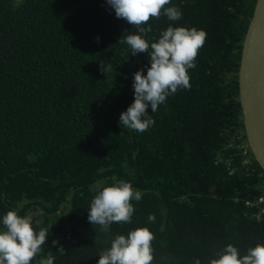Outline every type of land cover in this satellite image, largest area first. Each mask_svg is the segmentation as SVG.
<instances>
[{
	"label": "trees",
	"instance_id": "1",
	"mask_svg": "<svg viewBox=\"0 0 264 264\" xmlns=\"http://www.w3.org/2000/svg\"><path fill=\"white\" fill-rule=\"evenodd\" d=\"M254 2L171 0L181 19L162 12L144 25L150 43L169 26L207 38L188 70L191 88L155 113L149 107L155 125L137 133L119 123L134 102V73L150 67L148 53L133 56L118 43L135 27L107 0H0V231L9 210L49 230L32 264L49 255L54 264H97L116 235L142 227L155 235L152 264H209L228 244L241 256L264 244V215L246 205L264 174L238 146L236 73ZM100 64L112 70L105 75ZM119 180L142 198L132 201L130 223L105 233L88 221L89 207Z\"/></svg>",
	"mask_w": 264,
	"mask_h": 264
},
{
	"label": "clouds",
	"instance_id": "2",
	"mask_svg": "<svg viewBox=\"0 0 264 264\" xmlns=\"http://www.w3.org/2000/svg\"><path fill=\"white\" fill-rule=\"evenodd\" d=\"M23 0H17V6ZM118 19H124L137 29L138 34H124L119 44L130 48L133 56L139 53L150 55V67L134 73V102L127 111L122 112L119 123L122 127L137 133H144L155 125L149 115L165 104L167 97L178 90L190 89L188 70L196 67V59L204 46L207 34L203 30L169 26L160 33L156 42H149L144 37L152 31L148 25L150 19L166 15L170 20L181 19L182 13L176 6H168L171 0H107ZM99 42V37L96 38ZM111 64H100V71L106 75L111 71ZM141 191L132 184L119 180L110 186H103L91 201L88 221L99 225L105 233L112 223H130L135 211L132 201H140ZM148 221L155 222V216L149 215ZM4 230L0 231V264H32L42 253L49 235L48 229L37 231L32 221L20 216L15 210H9L2 218ZM155 235L147 227L137 228L125 235H116L111 245L99 255L97 264H152L154 260L152 242ZM52 245L63 255L66 250L53 240ZM209 264H264V244L250 247L247 253L240 255L237 247L228 244ZM37 264H54V257H41ZM195 264H201L197 259Z\"/></svg>",
	"mask_w": 264,
	"mask_h": 264
},
{
	"label": "water",
	"instance_id": "3",
	"mask_svg": "<svg viewBox=\"0 0 264 264\" xmlns=\"http://www.w3.org/2000/svg\"><path fill=\"white\" fill-rule=\"evenodd\" d=\"M118 28L125 32V23ZM236 83L245 146L264 174V0L254 2L240 45Z\"/></svg>",
	"mask_w": 264,
	"mask_h": 264
},
{
	"label": "built area",
	"instance_id": "4",
	"mask_svg": "<svg viewBox=\"0 0 264 264\" xmlns=\"http://www.w3.org/2000/svg\"><path fill=\"white\" fill-rule=\"evenodd\" d=\"M240 139V136H238V140ZM239 149L243 154H245L246 146L243 144V142L239 143ZM247 163V161H245ZM255 205L258 208V214L257 217L260 215H264V177H261L260 179V185H259V194L256 196V198L251 202H246V205Z\"/></svg>",
	"mask_w": 264,
	"mask_h": 264
},
{
	"label": "rangeland",
	"instance_id": "5",
	"mask_svg": "<svg viewBox=\"0 0 264 264\" xmlns=\"http://www.w3.org/2000/svg\"><path fill=\"white\" fill-rule=\"evenodd\" d=\"M231 81H232V83H233V81H234V74H230V76L228 75V76L226 77V82H227V83H230ZM240 134H241V133L239 132V133H238V136H240ZM239 141H240V142H243V144H246L245 141L241 139V137H240Z\"/></svg>",
	"mask_w": 264,
	"mask_h": 264
}]
</instances>
